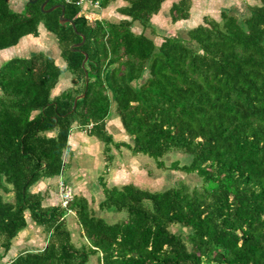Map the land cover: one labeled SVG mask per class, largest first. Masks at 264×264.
I'll return each instance as SVG.
<instances>
[{"label":"trees","instance_id":"obj_1","mask_svg":"<svg viewBox=\"0 0 264 264\" xmlns=\"http://www.w3.org/2000/svg\"><path fill=\"white\" fill-rule=\"evenodd\" d=\"M42 1L0 0V50L39 37L41 25L63 62L36 48L0 63V264H91L93 255L95 264H264V0L154 38L163 0L46 1L73 26ZM114 2L115 17H105ZM185 2L172 1L171 22L187 17ZM89 6L102 15L90 21ZM62 70L73 81L54 92ZM110 118L128 141L113 139ZM74 127L160 166L168 153L183 155L169 165L199 186L100 176L95 205L74 187L62 206L58 177ZM30 223L42 245L5 258Z\"/></svg>","mask_w":264,"mask_h":264},{"label":"rangeland","instance_id":"obj_2","mask_svg":"<svg viewBox=\"0 0 264 264\" xmlns=\"http://www.w3.org/2000/svg\"><path fill=\"white\" fill-rule=\"evenodd\" d=\"M172 1L177 0H163L160 9L154 14L153 27L155 31L150 34L148 33L152 38L157 34L165 33L184 35L186 29L193 27L200 22H204V19H209V17L219 19L220 10L224 9L230 13L240 14L241 8L245 7V5H241V3L244 2L246 4V1H248L249 4H251L254 0H186L185 7L188 11V15L185 18L178 17L175 22H171V16L168 11ZM11 5L12 8L17 9L21 6V1H18V3L11 2ZM117 5L118 2L112 3L105 10L104 16L108 18L115 17L114 9ZM89 7L90 8L85 10V13L90 21L102 15L96 6ZM36 48L37 50H43L45 53L52 55L60 66H63V62L58 54L54 35L47 32L41 25L39 37H23L18 45L1 49L0 63L12 55H29L33 49L36 50ZM69 81L72 82V78L69 79L68 72L62 70L59 81L53 88V91L58 92L62 87L68 85ZM106 126L115 141L129 140V138L118 129L119 124L116 119L110 118L107 121ZM72 131V157L70 160H67L65 164L64 179L60 180H67L66 182L71 186L72 191L75 187L77 192L81 190L82 193L87 195V197H93V205H95L100 197L99 192H101V189L97 180L100 176L103 178H109V181L111 178V183L113 184L120 185L126 181H132L150 189H157L170 184H175L182 176L183 181L189 187L199 186V179L196 175H181L182 171H175L169 165V162L174 159H179L181 164L187 161V158L183 155L175 154V156H173L168 153L163 157V164L160 166L157 164V160L147 155L141 153L132 155L130 150L125 146L121 145L116 148L114 144H109V148L105 149V144L102 141L96 138L94 139V137L87 134L86 131L79 130L76 127H74ZM65 154L67 157L66 152ZM75 168H79L80 172H77L78 174L74 171ZM71 171H74V175L70 174ZM76 177L80 179L81 182H77ZM111 183L109 182V184ZM107 216L109 217V222H111L118 217H122L123 212L109 213ZM67 219L69 224L74 223L72 215H69ZM31 225L32 224L30 223L20 232L23 233V231H25L24 234H20V236L17 237V240L13 239L12 246L4 256L5 258L6 256L15 254L20 250V246L23 247L24 245H27L31 247H39L42 245L44 238L43 232L39 227H33ZM72 230L73 240L78 244L82 240V237L76 226L73 225ZM89 261L91 264H95V255L91 256Z\"/></svg>","mask_w":264,"mask_h":264},{"label":"built area","instance_id":"obj_3","mask_svg":"<svg viewBox=\"0 0 264 264\" xmlns=\"http://www.w3.org/2000/svg\"><path fill=\"white\" fill-rule=\"evenodd\" d=\"M94 4L96 5L97 3L94 2ZM58 196L62 206H66L67 202L71 199L72 196L71 187L63 180H59L58 182Z\"/></svg>","mask_w":264,"mask_h":264},{"label":"water","instance_id":"obj_4","mask_svg":"<svg viewBox=\"0 0 264 264\" xmlns=\"http://www.w3.org/2000/svg\"><path fill=\"white\" fill-rule=\"evenodd\" d=\"M29 1L33 2V1H35V0H29ZM46 1H47V0H43V1L40 3V9H41V10L49 11V10H51L52 8L56 7V6H60V7H61V12H60V14H59V21H60V22H63V21H69V22L71 23V25L73 26L74 23L72 22V20H69L68 18H66V17L63 16V7H62L61 4H53V5H51L50 7L44 9L43 7H44ZM83 40H84V36L81 35V41L78 42L77 44L82 43ZM72 48H73V47L71 46V49H72ZM85 59H86V54H85V56H84V58H83V60H82V65H83ZM84 71H85V75H86V70H84ZM79 96H81V94H80V95H77L76 98L79 97ZM74 106H75V100L73 101V107H74Z\"/></svg>","mask_w":264,"mask_h":264},{"label":"crops","instance_id":"obj_5","mask_svg":"<svg viewBox=\"0 0 264 264\" xmlns=\"http://www.w3.org/2000/svg\"><path fill=\"white\" fill-rule=\"evenodd\" d=\"M72 132H73V131H72ZM71 138H72V133H71V135H70V137H69V145H70V146H69L68 149L66 150V151H67V152H66V153H67V157H66V156L64 157V161H65V162H67V160H70L71 157H72V154H71V152H72V151H71ZM65 155H66V154H65ZM64 170H65V165H64V168H63V172H62V174L58 177L59 180H60V179H64V175H65ZM74 171H75L76 173H77V172H78V173L80 172V171H79V168H75ZM74 171H71L70 174H71V175H74ZM81 171H82V170H81ZM78 173H77V174H78ZM100 175H101V173H100ZM76 178H77V177H76ZM108 179H109V178H106V180H108ZM48 180H49L48 178L44 177V178L42 179V185L47 184V183H48ZM75 180H76V179H75ZM75 180H74V181H75ZM97 180H99V179L97 178ZM66 181H67V180H66ZM108 181H109V180H108ZM111 181H112V179L110 178V181H109V182L111 183ZM77 182H81V180L77 178ZM82 182H83V181H82ZM109 182H108V183H109ZM111 184H112V183H111ZM93 187H94V186H93ZM93 187H92V188H93ZM79 190H80V189H79Z\"/></svg>","mask_w":264,"mask_h":264},{"label":"clouds","instance_id":"obj_6","mask_svg":"<svg viewBox=\"0 0 264 264\" xmlns=\"http://www.w3.org/2000/svg\"><path fill=\"white\" fill-rule=\"evenodd\" d=\"M65 182V181H64Z\"/></svg>","mask_w":264,"mask_h":264}]
</instances>
